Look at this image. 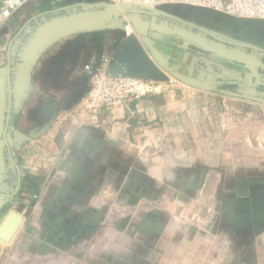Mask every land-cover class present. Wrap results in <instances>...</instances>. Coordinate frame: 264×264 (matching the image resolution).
Here are the masks:
<instances>
[{
	"label": "crops",
	"instance_id": "crops-1",
	"mask_svg": "<svg viewBox=\"0 0 264 264\" xmlns=\"http://www.w3.org/2000/svg\"><path fill=\"white\" fill-rule=\"evenodd\" d=\"M30 7L31 15L44 10L29 0L0 21L5 67L14 39L9 148L0 147V224L10 211L21 216L11 240L0 239V264H264V68L171 36L195 49L183 55L192 60L173 70L175 57L150 43L158 31L135 29L125 16L130 34L167 76L164 89L92 113L73 104L83 65L113 54L119 35L45 41L36 61L27 49L17 66V36L30 33L41 42L28 18L21 22ZM55 23L46 24L44 40L53 38ZM263 30L245 34L264 41ZM226 46L259 61L250 49ZM6 86L0 81V104ZM52 105L56 111L48 113Z\"/></svg>",
	"mask_w": 264,
	"mask_h": 264
},
{
	"label": "water",
	"instance_id": "water-1",
	"mask_svg": "<svg viewBox=\"0 0 264 264\" xmlns=\"http://www.w3.org/2000/svg\"><path fill=\"white\" fill-rule=\"evenodd\" d=\"M72 6H78L85 9L90 8H101L104 11L100 13H92L85 15H77L70 18H63L60 23L59 27H55V30L51 33L52 39H46L44 40L45 36L40 39V43H34L33 47H31L29 53L33 55L32 60L35 59L37 53H39L43 48L44 44L46 42H49L50 40H54L56 38H59L61 36H64L66 34H70L72 32L82 31V30H97V29H115V30H124L125 28V22L123 20V17H121L120 12H125L127 10L133 11L136 13V10H142L146 12H150L153 14H158L161 16H165L167 18H171L183 25H185L188 28L196 30L198 33H202L203 35H206L210 37V41L206 42L205 40H200L197 38L195 33L186 31L184 29L180 28H167L166 26H160L148 23L147 21H139L136 18V20L130 18L133 16H128L129 21L132 23L133 27L136 29L137 26H144L145 28L149 27L152 31H158L161 33H167L170 36H176L181 39H189L190 42L195 45L197 48L209 52L212 54H216L220 57H222L225 60L229 61H235L238 63H243L245 66H247L250 69L256 70V67L264 68V65L260 61H256L254 59H250L247 56L241 55L239 52L234 51L233 49L227 48L226 45L235 46L238 48H247L250 50H253L255 52H258L260 54L264 55V48L259 47L257 45L248 43V42H237L233 40H229L226 38H223L211 30L201 27L193 22L186 21L179 16L172 15L164 10H168V7L164 8L162 10L160 9H154V8H148L144 5H136L131 3H89V2H79L77 4L71 5V6H65L72 7ZM194 9V8H192ZM198 10V9H194ZM201 13L209 14L213 18H219L220 25L223 27L229 26L233 28H240L244 29L245 33H262V26H264V20H258V19H242V18H233L227 15L215 13V12H208L203 10H198ZM135 15V14H134ZM240 26V27H239ZM244 27V28H243ZM252 31V32H250ZM264 31V30H263ZM20 32V31H19ZM121 32V31H120ZM127 36H131L133 41L130 44L124 43L126 45H120L122 47H116L114 49L113 54H110V71L112 75H134V76H140L144 78H149L155 81H166L167 76L161 72V70L156 66V64L148 57V55L144 52L142 47H140V44L137 42L138 36L129 34ZM49 37V36H47ZM44 38V39H43ZM12 41L11 40L7 53H6V67H5V78H6V102L7 106L5 108L4 113V126L2 128V135H3V143L9 148V143L7 141L6 132L7 128L9 126V120H10V111H11V101H12V93H11V77H10V46ZM46 41V42H45ZM143 43H145V39L142 38ZM232 50V51H231ZM102 56V55H100ZM100 56H96L97 58ZM28 63V62H27ZM254 67V68H253ZM256 74V71H254ZM174 77H176L179 80H182L184 82H187L194 86H201L206 87V82L196 79V78H190L182 75L181 73H174ZM86 93V88H82L78 92V96L76 99H80L84 96ZM10 159L14 163V165L17 167L16 163L10 156ZM19 184V177L17 179V183L15 186V190H17ZM21 222V216L16 213L15 211L8 212L7 216L4 218V220L0 224V239L3 242H9L11 238L13 237L15 231L17 230L19 224Z\"/></svg>",
	"mask_w": 264,
	"mask_h": 264
},
{
	"label": "rangeland",
	"instance_id": "rangeland-1",
	"mask_svg": "<svg viewBox=\"0 0 264 264\" xmlns=\"http://www.w3.org/2000/svg\"><path fill=\"white\" fill-rule=\"evenodd\" d=\"M37 2H41V4L44 6V10H41L42 12L39 11V13H36V15L35 14L31 15V14H33V8L30 7L23 14V16H20V18H21V22H23V23L25 22V19L28 18L27 19L28 21L26 22V24H27L26 26H28L29 29H31V31L34 30V27H36V29L39 31V33H41L42 37L46 36L49 32L48 31L49 27L46 24H49L50 26L53 27L52 24H54L55 22L59 23L65 17L71 19V17H73V16L75 17L77 15L87 16L88 14L100 13V12L104 11L101 8H90V9L87 8V9H85V8L78 7V6L77 7L72 6V7L64 8L65 6H71V5L77 4L79 2H83L82 0H41V1L37 0ZM2 3H3V0H0V6L2 5ZM27 3H28V1H27ZM164 11H166L172 15L179 16L180 18H182L186 21L193 22V23H195L201 27L207 28V29L211 30L212 32H214L215 34H217L223 38L233 40V41H237V42H248V43L258 45V46L264 48V41L257 39L255 36L246 35L244 29H240L241 28L240 26H239L240 28H233V27H229V26L223 27L220 25L219 20L215 19V17L213 18L209 14L201 13L198 10H194L192 8H186V7H173L170 9L168 8V10H164ZM120 14H121V17H125L127 15L128 16H130V15L135 16L137 18L139 17V18L146 20L147 22H149L151 24L166 26L169 29H171V28L184 29L186 31L195 33L196 36H198L197 38H199L200 40H205L206 42H209L211 40L208 36L203 35L202 33H198L196 30L188 28L185 25H183V24H181V23H179V22H177L171 18H167L165 16L153 14V13L142 11V10H136V13L133 11L127 10L125 12H120ZM13 15H14V13H13ZM27 16H29V17H27ZM27 29H25V30H27ZM101 31H104V32L110 31L109 34L115 33L116 35H119L120 41L118 43V46H120L119 45L120 43H122V45H123L126 42L131 43L133 41L131 36L126 35L125 30H115V29L93 30V29H90V30H82V31H77V32H72L70 34H66L64 36H61L59 38L54 39L56 41L53 40L52 42H54L53 44H55V43L63 40V38L76 37V40H77V38L82 39V42L86 43V39L92 38L91 34L96 33V32H101ZM150 31H152V30H150ZM250 32H252V31H250ZM153 33H156L157 35H154V34L151 35L152 41L150 40L151 41L150 43H152V46H154V48H159V45H160L164 50H166V52H168L167 54H172L173 57H175V60L169 66L173 70H178L179 68L185 66L190 60H192V57H190V59L186 58V60H184L185 57L183 58V55H185L187 53L193 54V51H195V49L193 47H190V49H189V47L184 48L183 46H185V45H184L183 40L178 39L179 41H177L176 37H171L167 33H161V32H153ZM29 34L30 33H22V34H19V36H17V38H16L18 41L21 39L19 41L20 44L17 46L16 53H15L18 55H15L16 58L14 59L17 66H20V63L22 62L21 59L23 57L20 54H22L23 52L25 53V51L27 49L30 50L31 47H33V44L37 40V39L34 41L31 40V38H33V37H31V35H29ZM20 35H23V36L21 37ZM35 36H36V34H35ZM93 36H95V35H93ZM108 38L109 39H107V40H109L111 42L112 37L109 36ZM114 38H116V37H114ZM158 38L161 40H159ZM91 40L92 39H90V41ZM53 44H51L50 46H47V47L50 48ZM246 52H249V51H246ZM250 52L254 53L255 56L259 59V61L261 63L264 62V55L263 54L254 52L252 50H250ZM100 55H103L105 57L110 56V55H105V54H100ZM34 60L36 61L37 59L35 58ZM0 69H1V71H3L0 74V81L5 85V83H6V78H5V73H4L5 72V50H3V49L0 52ZM5 93L2 96L3 102H1V104H0L1 105V107H0V134H1L2 128H3L4 113H5V108L7 106ZM74 102L75 103H73V104H76L77 102H81L82 106L87 108V109H90L92 113L97 112L98 109H100L102 106L113 105V104H104L101 106L90 107L84 102V100L82 98L77 99ZM56 107H57L56 105H52V107L50 108L51 110H49V108H48V110H47L48 113L49 112L50 113L55 112ZM3 144L4 143L0 137V147Z\"/></svg>",
	"mask_w": 264,
	"mask_h": 264
},
{
	"label": "built area",
	"instance_id": "built-area-1",
	"mask_svg": "<svg viewBox=\"0 0 264 264\" xmlns=\"http://www.w3.org/2000/svg\"><path fill=\"white\" fill-rule=\"evenodd\" d=\"M29 0H3L0 21L9 18L12 13ZM89 3H131L148 8L164 9L168 7H186L215 12L233 18L264 20V0H82ZM126 35L131 27L125 25ZM110 58L95 57L83 65L86 93L82 97L90 107L113 104L115 102H132L144 97L156 96L164 89L163 81H155L134 75H112Z\"/></svg>",
	"mask_w": 264,
	"mask_h": 264
}]
</instances>
